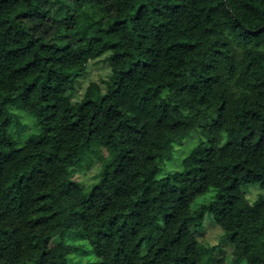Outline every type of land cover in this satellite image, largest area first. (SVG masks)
Wrapping results in <instances>:
<instances>
[{
    "label": "clouds",
    "instance_id": "clouds-1",
    "mask_svg": "<svg viewBox=\"0 0 264 264\" xmlns=\"http://www.w3.org/2000/svg\"><path fill=\"white\" fill-rule=\"evenodd\" d=\"M0 264H264V0H0Z\"/></svg>",
    "mask_w": 264,
    "mask_h": 264
}]
</instances>
